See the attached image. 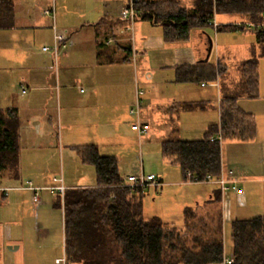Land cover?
<instances>
[{"label": "crops", "instance_id": "crops-1", "mask_svg": "<svg viewBox=\"0 0 264 264\" xmlns=\"http://www.w3.org/2000/svg\"><path fill=\"white\" fill-rule=\"evenodd\" d=\"M10 1L9 10L14 15V23L0 29V67L14 74L19 82L22 81L20 86L26 88L22 92L29 93L24 104L32 112L41 113L40 116L34 115L39 117V129L42 118L49 120V111L56 109V121L61 134V159L64 157L73 161L80 168L76 182H67L62 177L65 189L97 186L95 168L83 158L87 146L96 147L100 155L115 157L121 177L147 170L157 173L162 184L166 180L178 183L182 179L181 170L177 164V169H174L176 165L166 163L174 165L163 158L162 143L173 139L200 140L209 128L216 127V134L221 133L220 107L225 97H231L236 99L243 112L252 117L254 137L248 140L230 138L234 140L230 145H248L244 147L247 148L245 156L254 167L248 165L246 169L240 167L237 170L238 164L233 165L232 160L226 161L225 145L221 144L224 139L221 138L220 173L237 179L242 193L230 192L226 197L220 193V200H217V185L205 186L203 195L191 196L186 193L180 202L182 221L185 210L192 207L196 212L192 222L199 227L197 230L215 236L221 234L222 237L225 217L233 220L264 215V189L255 184L264 179V170L258 171L262 167H256L258 163L264 162V136L261 137L264 128L259 126L264 123V95L260 93L255 98L245 93L236 95L229 92L226 96L221 95V72L227 71L229 67L220 61L217 53L213 64L200 62L206 53L203 32L201 36L184 42H165L160 25L145 22L137 14L133 21L120 16V10L128 0ZM195 1L179 0L189 8ZM50 8H53L54 19L44 13L45 9ZM231 16L234 15L218 13L213 19L217 26L246 22L238 14L236 16L240 20H233ZM44 28L51 43L55 35L61 36L67 43L55 60L50 53L46 55L47 51L43 48L42 52L37 50L38 41L34 39H38L37 31H43ZM23 32H29L30 36L33 34L28 43L31 46L24 47L22 53L18 54L14 46L28 36ZM260 48V44L256 43L252 54L257 56L258 64ZM249 57L241 59L240 63ZM54 61L56 91H53L51 83ZM193 80L196 85L205 88L204 94L192 91L190 82ZM138 91L142 93L139 95ZM212 91L218 93L216 100L211 99ZM137 97L141 103L136 114L130 109ZM193 101L199 104L191 106ZM254 117L258 120H254ZM136 121L147 126L146 133L138 135L137 131L131 129V124ZM259 141L260 144L257 143ZM64 143L70 148L66 154ZM237 150L235 148V152ZM237 160L242 163L238 157L234 158V163ZM57 184L43 185L39 191L40 202L36 205L39 210L47 209L51 217L49 219L56 223L60 221V209L62 235L56 238L44 232L47 230L46 223L38 215L35 216V212L32 223H37L41 228H37L36 232L31 231L27 223L30 219L22 212V201L29 202L30 199L29 189L15 188L10 191L16 190L18 193L0 195V203L5 201L9 207L16 209L15 215L6 220L7 225L3 229L0 224V237L3 235L5 244L10 248L0 249V264H56L55 259L60 257H65L64 264H98L74 260L67 254L63 195L60 198L55 189L48 188ZM157 192H161V189ZM250 197L258 198L254 204L257 210L239 212L238 208L251 204ZM17 209L21 215H18ZM181 228H185L184 225Z\"/></svg>", "mask_w": 264, "mask_h": 264}, {"label": "trees", "instance_id": "trees-1", "mask_svg": "<svg viewBox=\"0 0 264 264\" xmlns=\"http://www.w3.org/2000/svg\"><path fill=\"white\" fill-rule=\"evenodd\" d=\"M10 0H0V29L14 23ZM137 15L158 24L165 42H184L193 27L203 33L215 14H238L241 24H220L217 31L248 28L262 20L264 0H196L192 7L179 0H138ZM7 11L10 13L8 14ZM212 27V26H211ZM264 56V31L249 28ZM258 58L244 59L240 66L246 96L260 95ZM196 65V64H195ZM219 72L221 66H218ZM220 107L221 138L248 140L254 137V121L243 112L236 99L225 97ZM199 104L192 102L191 106ZM18 113L15 108H0V176L5 172L19 176ZM218 129L209 128L200 140H166L161 154L177 164L182 178L186 172L199 178L220 175V143L211 140ZM84 160L96 171L97 186L65 189L63 193L64 231L67 254L74 260L98 264H220L224 241L220 235L197 230L192 222L195 209L185 210L184 227L167 225L158 215L147 213L142 189L119 186L122 179L115 157L100 155L94 146L84 149ZM161 181V180H160ZM218 187V186H217ZM220 200V190L216 191ZM60 197V195H59ZM61 198V197H60ZM218 228L220 223H218ZM232 264H264V215L230 221Z\"/></svg>", "mask_w": 264, "mask_h": 264}, {"label": "rangeland", "instance_id": "rangeland-1", "mask_svg": "<svg viewBox=\"0 0 264 264\" xmlns=\"http://www.w3.org/2000/svg\"><path fill=\"white\" fill-rule=\"evenodd\" d=\"M182 2V1H181ZM184 4V1L182 2ZM135 6V5H134ZM19 12L20 10L17 9ZM234 16H231L230 18L233 20H240V17H237L236 14H232ZM220 17V16H219ZM219 20V18L217 17ZM145 21V20H144ZM148 22V21H145ZM50 30H52L50 28ZM45 31V32H43ZM42 30L37 31L36 37L34 40L38 41V48L37 50L39 52H42V46L43 44H50L51 41L48 40V37H46V31L45 28ZM25 33V32H23ZM26 37L24 39L20 40L14 47L17 48V53L21 54L24 47L31 46L30 43L31 38L30 33H25ZM202 35L201 29L198 27H193L191 30L190 38H195ZM205 39L206 35H209L212 38L213 41V47L212 51L210 53L209 59L207 63H214V57L216 56V53L218 54L220 61L226 64L229 69L227 71H222V88H221V95L226 96L227 93L233 92L236 95H242L247 90L244 88V74L242 70L240 69V60L246 57H249L253 54V50L256 45L255 40V34L247 27L244 29H238L233 31H216L213 27L208 26L205 30ZM26 39V41H25ZM50 42V43H49ZM53 43V40H52ZM46 45V46H51ZM32 44V43H31ZM37 46V45H36ZM36 50L33 49V51ZM256 50V49H255ZM46 55L50 53L53 56V59L55 60L54 55L51 51L45 52ZM20 56V55H18ZM55 69H56V63L53 62V68H52V85H53V91L55 90ZM258 74H259V82H258V88L259 92L264 95V57L259 58V64H258ZM195 80L191 81L190 87L193 88L192 91H195L200 94H204L205 88L196 85ZM22 82V81H20ZM20 82L15 79L14 74L8 73L7 71H4L2 67H0V108H15L17 110V117H18V134H19V176L18 177H12V175L7 174L6 172L0 176V186H22V185H28L29 182H31L35 186L44 187L45 184H56L58 182L53 181V176L56 178H62L64 177L67 182L69 180H73L76 182V176L80 173V168L74 164L73 161H68L64 157L61 159L60 150L62 148L61 142V134H60V127L57 124L56 121V109H51L48 113V119L42 118V126L39 129L38 123H39V117H35L34 115L40 116V111L32 112L30 108L25 105L26 99H28L29 93H23L22 88L20 86ZM25 88V86H24ZM26 89V88H25ZM217 91H212V97L213 100H216L218 95ZM209 111L208 113H210ZM216 113V110L214 114ZM34 116V117H33ZM254 120H258L254 117ZM184 126H186V122L184 123ZM260 128H264V123L262 122L260 125ZM258 125H256V131H257ZM264 134H262L261 137H263ZM264 138V137H263ZM234 140H231L230 138H226L221 143L222 145H225V156L226 161L230 162L232 160L233 165L238 164L239 166H235L238 170L240 167L246 169L247 166H253V163L247 159V147L248 145L245 144H237L230 145L231 142ZM66 142V140H65ZM260 144V141L257 142ZM242 147V148H239ZM235 148L238 150L235 152ZM64 154L70 152L69 146L64 143L63 145ZM222 151V149H221ZM222 154V152H221ZM244 155V156H243ZM238 157L242 159V163H240L239 160H237L234 163V158ZM166 162V161H165ZM167 164L171 166H175L176 164H170L166 162ZM261 166V168L258 169V171L264 170V162L258 163L256 167ZM87 167V166H86ZM168 167V165H166ZM175 166L174 169L176 168ZM179 167V166H178ZM87 169V168H85ZM92 169V168H91ZM144 173H151L147 170H140L139 172ZM133 173V174H138ZM86 174V172H84ZM153 173V172H152ZM155 173V172H154ZM157 175V173H155ZM40 175V176H39ZM86 176V175H85ZM126 176V175H124ZM158 177V176H157ZM165 178V177H164ZM164 181V184L158 187H148L145 189L143 201L145 204V207L147 209V213L150 215H158L160 216L163 221L167 225H175L178 228L183 227L184 221L182 218V209L181 205L183 198L186 197V193L189 195H203L205 191V186H214L215 184L212 183H185L183 182V178L178 182H167ZM181 183V184H180ZM257 186L264 189V179H261L260 182L255 183ZM188 185H191L188 187ZM242 188V187H241ZM161 192H157L160 191ZM16 190L10 191L9 193H18L15 192ZM43 192V191H42ZM157 192V193H156ZM40 197V193H39ZM226 197V196H225ZM27 199V197L25 198ZM30 199H31V192H30ZM22 201L24 207L22 208L23 215L26 216L28 219L27 223L30 224L31 231L37 230V228H41L40 225L37 223L33 225L34 221V214L35 216L38 215L40 220H44L46 223L44 232H48L50 235H52L54 238H56L58 235H62V226H61V211L58 209L59 214V220L57 223L54 222L49 215V211L47 209L39 210V206H36L31 199V202ZM258 198L250 197L249 200L251 202L250 205H247L245 208H238L237 210L239 212H253L257 210V207H254L255 200L257 201ZM17 201L20 200V198H16ZM202 206V205H201ZM204 207V205L202 206ZM15 207H9L8 204H5V201H2L0 203V224L2 226V229L7 225L6 220L12 219L11 216L15 215ZM18 210V209H17ZM35 212V213H34ZM18 215H21V212L18 210ZM47 215V217H46ZM256 215H250V217H253ZM247 217V218H250ZM226 221H223V233H224V251L226 255H230V248H231V239H230V221L225 217ZM39 226V227H38ZM36 227V228H35ZM205 227V226H204ZM222 227V226H221ZM199 228V227H197ZM199 230V229H198ZM222 232V229H221ZM1 235L0 237V249H10L9 245L5 244L4 238ZM223 238V236H222ZM222 264V262L220 263Z\"/></svg>", "mask_w": 264, "mask_h": 264}, {"label": "built area", "instance_id": "built-area-1", "mask_svg": "<svg viewBox=\"0 0 264 264\" xmlns=\"http://www.w3.org/2000/svg\"><path fill=\"white\" fill-rule=\"evenodd\" d=\"M138 0H128L127 4L124 5L120 10V16L122 18H125L129 21H133L137 11L135 10V3ZM44 13L49 15L52 19H54V11L53 8L45 9ZM208 24H210L216 31H217V23L212 18L211 20L207 21ZM255 27L259 30L264 31V11L262 13V20L259 23L251 24L248 23V28ZM67 43L64 42L61 36L55 35L54 41L51 46H43L44 51H51L54 57H56L61 49L66 48ZM22 91H25V88H22ZM142 91H138V94L140 95ZM141 99L139 97L136 98L135 103L133 107L130 109L131 112L138 113V109L140 106ZM131 129L137 131L138 135H142L146 133L147 126L145 124H140L139 122H135L131 124ZM211 140H218L221 141V133L214 135L211 137ZM53 181L58 182L57 185L50 186L48 188L55 189L59 195H63L65 186L62 183V178H54ZM183 182L195 184V183H212L218 186L220 193L223 197H225L228 193L234 192L236 194L242 193V188L237 184V179L231 178V177H225L222 173L217 178H213L210 175L205 176L204 178H199L195 175H192L189 171L186 172V178L183 179ZM162 185V181L157 177L155 173H144L139 172L138 174H127L126 176H123L119 186L127 187L130 190H136V189H142L145 190L148 187L154 186L158 187ZM29 189L31 192V199L32 202L37 205L40 202L39 198V191L42 187L35 186L31 182L28 183V185H22L18 187H11V186H0V195L4 196L9 193L12 189ZM224 236V235H223ZM224 241V237L222 238ZM56 264H64L65 263V257H60L55 259ZM233 263V257L230 255H226L224 251V256L222 260V264H232Z\"/></svg>", "mask_w": 264, "mask_h": 264}, {"label": "water", "instance_id": "water-1", "mask_svg": "<svg viewBox=\"0 0 264 264\" xmlns=\"http://www.w3.org/2000/svg\"><path fill=\"white\" fill-rule=\"evenodd\" d=\"M213 47V41L212 38L209 35H206V41H205V56L200 60V62H207L210 56V53L212 51Z\"/></svg>", "mask_w": 264, "mask_h": 264}]
</instances>
